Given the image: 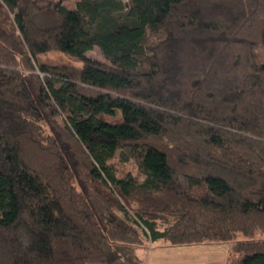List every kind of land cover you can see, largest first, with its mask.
Here are the masks:
<instances>
[{"label": "trees", "instance_id": "1", "mask_svg": "<svg viewBox=\"0 0 264 264\" xmlns=\"http://www.w3.org/2000/svg\"><path fill=\"white\" fill-rule=\"evenodd\" d=\"M67 1L0 0V264H264V0Z\"/></svg>", "mask_w": 264, "mask_h": 264}, {"label": "rangeland", "instance_id": "2", "mask_svg": "<svg viewBox=\"0 0 264 264\" xmlns=\"http://www.w3.org/2000/svg\"><path fill=\"white\" fill-rule=\"evenodd\" d=\"M76 0H68L65 5L69 8H74ZM264 51V45L258 47V52L261 55ZM87 57L96 60L104 61L97 48L92 49L87 53ZM42 61L47 63H60L77 66V60L68 55L58 52H50L47 55L40 57ZM263 57L261 56V61ZM62 119H57L58 124ZM63 148L67 155L75 154L71 146L63 142ZM113 166L117 178H122L127 174L132 176L142 177L138 173L137 166L134 161L127 162L119 161L118 153L113 159L109 161ZM250 238L238 234L235 242L245 241ZM252 239H264V234L255 233ZM146 249H142L141 256L143 257V264H226L229 260L237 259L240 254L232 250L233 243L231 242H212L198 245L172 247L168 242L149 243ZM151 246V247H150Z\"/></svg>", "mask_w": 264, "mask_h": 264}, {"label": "crops", "instance_id": "3", "mask_svg": "<svg viewBox=\"0 0 264 264\" xmlns=\"http://www.w3.org/2000/svg\"><path fill=\"white\" fill-rule=\"evenodd\" d=\"M156 243H157V242H156ZM159 243H160V242H159ZM150 244H151V243H150ZM148 245H149V244H148ZM150 247H151V246H150ZM141 251H142V250L139 251V257H140V258L142 259V261H143V257L141 256V254H142Z\"/></svg>", "mask_w": 264, "mask_h": 264}]
</instances>
